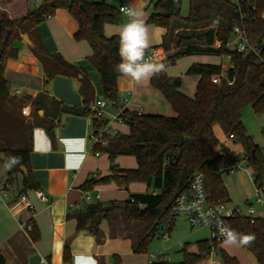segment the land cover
<instances>
[{"label": "trees", "instance_id": "1", "mask_svg": "<svg viewBox=\"0 0 264 264\" xmlns=\"http://www.w3.org/2000/svg\"><path fill=\"white\" fill-rule=\"evenodd\" d=\"M150 2L152 6L146 22L165 29L161 42L154 47L168 50L173 46L175 50L168 55L169 62L186 54L199 53L228 56L230 66L215 83L211 76L222 71L221 63H191L185 73L199 75L192 97L179 90L180 76H169L165 71L153 76L150 84L163 94L176 114H137L125 108L120 117L129 125V131H115L106 145L94 147L107 155L109 171L99 177L86 178L80 185L82 191L88 192L96 185L110 182L123 189L132 182H141L150 190L131 193L119 203L108 202L113 211H120L126 219L145 225L144 235L133 247L136 253L146 252L149 241L160 234V227H165V232L171 231L175 217L170 211L173 199L187 188L193 173L202 174L209 200H229L222 179L224 170L219 166L220 156H212L220 143L214 133L215 125L226 135H233L253 172L264 175L262 151L247 133L241 119L246 106H250L255 114L264 115V16L261 15L264 0H189L187 15L180 13V0ZM57 8L67 9L76 19L75 38L86 40L91 47L89 60L99 75L104 99L111 106H118L117 78L121 74L115 66L120 63L119 35L106 36L103 31L104 24L121 21L118 7L105 0H42L15 18L0 13V163L5 167V181L13 198L21 192L40 188L30 163L35 126L45 129L54 148V127L59 124L62 113L90 116L92 128L100 124L91 109L94 90L89 77L79 66L66 61L58 52L47 51L38 41H35L37 47L33 52L46 76L45 82L57 75L76 79L82 104H64L46 91H40L34 97L9 93L4 69L6 60L18 55L14 40H21L24 33L31 38L36 24ZM236 25L243 31L247 42L259 49V54L239 52L230 46L229 36ZM6 29H9V35L3 41ZM227 79L232 83L228 84ZM26 102L30 104L28 115L21 111ZM39 110H43L42 116ZM262 132L264 135V129ZM224 152L228 156L225 148ZM119 155L133 156L135 166H117L114 160ZM10 158H18V163L9 169L6 164L11 163ZM20 166H25L26 171ZM19 174L21 188L17 191ZM103 205L99 200L86 201L67 211L66 217L75 218L76 230L87 229L97 236L101 218L110 212L104 210ZM225 223L238 232L255 234V242L242 248L250 251L258 264H264V217L257 216L250 222L245 216H236L225 219ZM195 243V252L187 249V242L184 244L178 264H199L213 250L208 238ZM217 245L215 243L214 248ZM218 252L221 264H240L225 249L220 248ZM63 260L71 261L68 246L63 249ZM0 264H5L1 255ZM113 264H120V257L116 254L113 255ZM148 264H168V260L157 259Z\"/></svg>", "mask_w": 264, "mask_h": 264}, {"label": "crops", "instance_id": "2", "mask_svg": "<svg viewBox=\"0 0 264 264\" xmlns=\"http://www.w3.org/2000/svg\"><path fill=\"white\" fill-rule=\"evenodd\" d=\"M105 1L115 7L126 4L142 9L145 22L151 11L149 8L152 6L151 0ZM27 5L28 3L24 0H6L3 4V10L7 12L10 18H15L27 11ZM120 15L121 21L119 23L104 24L103 31L106 36L118 35L122 25L128 22V17L121 11ZM147 24L150 29V47L148 49L154 48L158 51V56L153 62L163 63L165 72L169 76H180L179 90L185 95L190 97L194 95L199 80L198 74H183L191 63H221L223 72L230 66V63L228 65L222 63L221 58H218L221 55L199 53L186 54L176 58L173 62H169L168 55L174 52V47L171 46L168 50L154 47L161 42L165 29L153 23ZM77 30L78 23L69 11L65 8H57L52 15L46 16L36 24L31 38L28 36L34 47L23 40V34H21V40H14L13 43L19 50L18 55L14 58H8L4 69V78L8 84L9 93L20 97H34L38 92L46 91L49 96L64 104L73 106L82 104V97L77 92L76 79L57 75L47 83L45 82L46 76L39 59L33 52V49L37 47L35 41H38L47 51L58 52L66 61L79 66L89 77L94 90V100L91 106L97 105L100 100L104 99L99 75L89 60L92 52L91 47L86 40L75 38ZM230 46L232 47L231 43ZM176 66H180L179 70L183 71H176L174 69ZM186 80L189 86H185ZM127 91L130 92L129 101L126 105L128 110H140L143 114L169 116L176 114L163 94L150 84V80L137 84L128 77L120 75L117 78L118 103L120 99L126 96ZM113 109L114 107L108 103L105 112L106 118H110ZM21 111L25 115L29 114V102L22 106ZM39 115H43V110ZM110 125L113 131L122 133L129 131L127 124H120L112 120ZM91 126L90 116L62 113L59 116V124L54 127V148L51 147V139L43 127L35 126L33 128V148L30 155L31 170L40 186L39 189L44 191L46 198L44 200L37 198L34 190L23 192L33 203L32 216L18 199L9 205L0 203V255L4 258L5 264H113V255L115 254L120 257V264H148L149 253L133 251L134 245L145 232V226H141V222L128 220L120 211H113L112 208L106 209L110 212L101 218L99 233L96 236L87 229L76 230L75 218L66 217L67 211H72L86 202L83 199L84 193L89 194L91 198L89 201L99 200L104 205H111L108 202L119 203L131 193H145L149 190L141 182H132L126 189L119 188L113 182L96 185L88 192L80 189V185L86 178L104 175L108 173L110 166L105 153L99 151V154H95L91 150L88 138L93 129ZM213 129L220 143L213 151L212 156H215L219 147H222L227 150L228 157L232 161L237 160L238 162V159L234 158V150L229 149L227 143V139L233 140V138L222 140L217 132L226 134L218 125H215ZM120 156L122 155L117 156L114 160L117 166ZM240 158L247 162L244 158V151ZM134 163L136 164V162ZM224 165L227 166V164ZM249 167L253 171L252 167ZM222 170L226 172L225 168ZM236 177H241L239 171ZM17 179L16 188L18 191L21 188L20 174ZM227 191L228 202H230L228 188ZM11 198L14 199L13 196ZM28 218L32 220L34 229L25 231L20 228L19 223ZM197 240L199 239L194 241L193 249L187 248L189 251L195 252L197 250L195 243ZM65 246H68L69 249L70 262L63 260ZM220 248L234 255L240 264H246L248 257L246 252L248 250L242 247H232L234 249L232 253L229 247L224 246L222 242L218 243L213 250L219 251ZM158 254L165 255L166 253L159 252ZM211 255L212 251L201 263L221 264L219 258L211 257ZM255 261L257 262L256 258Z\"/></svg>", "mask_w": 264, "mask_h": 264}, {"label": "built area", "instance_id": "3", "mask_svg": "<svg viewBox=\"0 0 264 264\" xmlns=\"http://www.w3.org/2000/svg\"><path fill=\"white\" fill-rule=\"evenodd\" d=\"M27 3L30 4H38L42 0H24ZM125 7H131L129 5H120L118 7L119 11H121L122 8ZM264 16V13L261 14ZM49 16V15H48ZM233 38L232 41L229 42L232 44V48L239 51V52H245V51H253L257 54H259V49H256L254 46L249 44L243 34V31L236 25L233 28ZM158 56V51L154 48L147 49L145 52V57L150 58L152 62L155 60V58ZM228 57V56H227ZM223 67L222 71L220 73L214 74L211 76V80L215 83H218L220 81V77L224 76ZM227 83L231 84V80L227 79ZM129 95L130 92L127 91L126 96L122 99H120L118 106L114 107L112 110V113L110 114V118H106L105 112L108 108V103L105 99L100 100L97 105L91 106V109L93 110V116L97 118L100 122V124L92 129V131L89 134V141L91 144V150L95 154H99V151L94 149L95 146L101 145L104 146L108 143L109 137L115 132L111 128L110 122L116 121L120 124H127L126 121L122 120L120 115L122 114L123 109L126 108V105L129 101ZM137 114H141L142 112L140 110H135ZM128 125V124H127ZM227 138H233L232 134L227 135ZM215 156H220L219 158V164H227L225 167V171L227 173H232L235 171L236 168L239 167L238 163H228L227 158L228 156L224 152V148L219 147L217 149V152ZM197 177H202V174L200 172H195L190 178V182L187 186V188L181 192H179L173 199L172 205H171V213L172 214H182L186 217L188 223L192 227H201L205 226L210 230V238L209 244L214 248L215 243L222 242V237L220 236L219 232L217 231L215 224L211 225H204L202 222L197 223V215L198 213L196 210L199 208V195L198 193L193 189V183ZM203 189L205 193V199L202 205H200L201 211L208 212L210 209L214 212L215 215L219 216L221 220L225 222V219L232 218L236 216H245L249 219L250 222H253L254 219L259 216L256 214L255 209L252 206L251 202H248V207L246 208L245 212L241 211V208L239 205H230L228 201H223L220 199L217 200H209L207 193L205 191V185H204V179H203ZM10 188L9 185L6 183V181L0 182V203H4L6 205H9L13 201L17 200L19 202L23 203V206L27 208L30 211V215L33 214V203L28 199L25 193L21 192L17 195L16 198L12 199L10 197ZM34 194L37 198L44 200L45 193L41 189H35ZM253 197L255 198V201L258 203H264V175L258 176V172L255 173V177L253 179ZM83 199L85 201L91 200L88 193L83 194ZM186 205H190L186 206ZM180 208V211H177V208ZM220 208V212H216V209ZM227 213H230V215H227ZM264 217V215H262ZM20 228H22L25 231H30L33 229L32 220L28 218L27 220L19 223ZM168 235V232H164L161 234V237H165ZM157 259H163L167 260L166 255L164 254H153L150 253L148 263H151L153 260Z\"/></svg>", "mask_w": 264, "mask_h": 264}, {"label": "rangeland", "instance_id": "4", "mask_svg": "<svg viewBox=\"0 0 264 264\" xmlns=\"http://www.w3.org/2000/svg\"><path fill=\"white\" fill-rule=\"evenodd\" d=\"M232 1H236V0H232ZM5 2L6 0H0V13L4 12L5 14H7V12L3 10V4ZM33 6L34 4H30V3H28L27 5L28 8ZM149 10H151V8H149ZM188 11H189V0H180V13L182 15H187ZM205 56H209V55H205ZM210 57L215 58L214 56H210ZM218 58L219 59L221 58L222 63H225L227 65L229 64V60L227 56L221 55ZM179 67L180 66H176V68L174 69L179 72L181 71L179 70ZM183 74H187V73L183 72ZM185 86H189L187 80ZM241 119L247 133L251 135L253 140L260 147L262 154L264 156V135L262 132V130L264 129V115H257L252 111L250 106H246L242 111ZM217 133L222 140L227 138V135H223L222 132H217ZM227 143L229 149L234 150V158L238 159V162L237 160L234 162L238 163L240 166V168H237L236 171L232 174H227L226 172H222V179L230 192L231 200L229 204L230 205L237 204L240 206L241 211L245 212L246 208L248 207V202H251L253 208L255 209L256 214L262 217V215H264V203L256 202L255 198L253 197V179L255 177V172H253L250 169L249 165H247V162L245 160L240 158L243 155V151L240 143L234 142V140L232 139H227ZM226 160L228 163H233V161L229 157ZM118 161H119V165H118L119 167H132L135 165L133 156L122 155L118 158ZM219 166L221 169L225 168V165L222 163H220ZM238 171L241 174V177L239 178L236 177ZM5 178H6V170L4 165L0 163V182L5 181ZM12 196L13 193L10 192V197ZM141 226H145V225L141 222ZM165 231H166L165 227L159 228L160 234L164 233ZM160 234H156L149 241L147 245L146 253L158 254L159 252H164L166 253L165 254L166 257L168 258V264H177L178 261L182 259V252L180 249L184 246L186 242H187V248L191 250L194 248V241L196 239L210 238V230L207 227L190 226L186 217L182 214L175 215L173 227L171 231L168 232L167 236L162 238ZM229 249L233 253L234 249L232 247H229ZM246 255L248 256L246 260V264H257L251 252L247 251ZM211 257L220 259L218 250H212ZM199 264H203V263H201L200 261Z\"/></svg>", "mask_w": 264, "mask_h": 264}, {"label": "clouds", "instance_id": "5", "mask_svg": "<svg viewBox=\"0 0 264 264\" xmlns=\"http://www.w3.org/2000/svg\"><path fill=\"white\" fill-rule=\"evenodd\" d=\"M121 12L128 17V22L122 25L118 34L120 63L115 67L122 76L140 84L163 73L165 65L154 63L150 58L145 57V52L150 47V29L143 19V10L136 7H125L121 9ZM10 161L11 163L6 164L9 169L18 163V158H10ZM193 189L198 193L200 202L199 208L196 210L198 213L197 223L215 224L217 231L223 238L222 243L226 247H250L255 242L254 233L238 232L215 215L211 209L208 212L201 211L200 205L205 199L202 177L195 179ZM186 206L190 207V205ZM176 210L180 211V208L178 207ZM216 212H220V208H217Z\"/></svg>", "mask_w": 264, "mask_h": 264}, {"label": "water", "instance_id": "6", "mask_svg": "<svg viewBox=\"0 0 264 264\" xmlns=\"http://www.w3.org/2000/svg\"><path fill=\"white\" fill-rule=\"evenodd\" d=\"M81 7H82V9H83L85 12H87V9H86V7L84 6V4H81ZM8 33H9V29H6L5 34H4L3 41L6 40ZM22 37H23V40H24L28 45L34 47V44L31 42V40L29 39V37H28L27 34L24 33V34L22 35ZM232 38H233V33L230 34V36H229V41H231ZM39 113H42V110H39ZM20 169H21L22 171H26V167H25V166H20ZM102 208H103L104 210H106V209H111V208H112V205H104Z\"/></svg>", "mask_w": 264, "mask_h": 264}]
</instances>
